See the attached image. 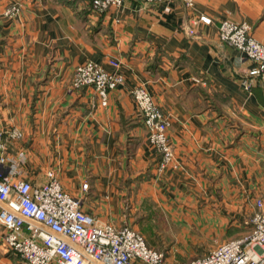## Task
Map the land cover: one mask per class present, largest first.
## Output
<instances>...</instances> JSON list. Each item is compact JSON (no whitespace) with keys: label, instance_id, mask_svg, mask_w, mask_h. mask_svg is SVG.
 I'll return each mask as SVG.
<instances>
[{"label":"crops","instance_id":"crops-1","mask_svg":"<svg viewBox=\"0 0 264 264\" xmlns=\"http://www.w3.org/2000/svg\"><path fill=\"white\" fill-rule=\"evenodd\" d=\"M191 1L123 0L98 14L91 0H0V130L21 131L7 150L24 153L20 178L40 184L52 171L85 212L114 224L125 198L135 211L180 212L190 245L249 231L264 202V81L243 88L252 62L217 27L247 22L264 44V0ZM11 4L19 10L6 15ZM197 13L212 23L191 22ZM111 58L120 81L101 106L72 73L86 61L112 70ZM138 85L170 115L176 166L157 170L130 94ZM2 230L0 264H21Z\"/></svg>","mask_w":264,"mask_h":264},{"label":"built area","instance_id":"built-area-1","mask_svg":"<svg viewBox=\"0 0 264 264\" xmlns=\"http://www.w3.org/2000/svg\"><path fill=\"white\" fill-rule=\"evenodd\" d=\"M145 3L167 0H142ZM187 7L191 0H182ZM123 0H91L92 8L106 12L119 7ZM19 6L9 5L4 13H17ZM193 23L211 24L204 13L195 14ZM218 37L242 52L252 66L246 70L241 84L249 90L253 82L264 81V44L251 34L247 22L222 20ZM112 70L87 61L75 66L72 86L91 87L101 106L108 103L109 92L120 81L119 61L109 60ZM140 113L149 144L160 155L157 170L176 166L168 139L170 115L157 104L142 85L130 90ZM21 131L12 126L0 130V226L1 239L11 252L18 254L22 264H264V202L255 200L257 211L249 218V231L241 237L218 242L204 256L188 262L170 260L163 252L148 246L141 234L128 225L116 226L100 222L85 212L82 201L64 191L52 171L47 180L32 184L20 178L18 158L8 154V143L18 140ZM86 187V184H83Z\"/></svg>","mask_w":264,"mask_h":264},{"label":"rangeland","instance_id":"rangeland-1","mask_svg":"<svg viewBox=\"0 0 264 264\" xmlns=\"http://www.w3.org/2000/svg\"><path fill=\"white\" fill-rule=\"evenodd\" d=\"M102 13L105 12H101L98 14H102ZM110 60L113 59L111 58ZM119 66H120V62H119ZM123 201L124 204L121 205L119 223L115 225L130 226L131 228H133L143 236L148 246L163 252L170 260L176 262H188L194 259L195 258L194 256L208 253L209 252L208 250L212 247V246L210 247V245H213V243L211 244L195 243L193 245L185 243L186 241H184L183 239L184 237L182 236V232H181L182 228L180 226L178 219L181 216L180 212L172 213L158 209H154L152 211L150 210V212H147L146 210L135 211L133 210V206L131 205V203H129L126 198ZM99 221L109 223V221H102V220ZM193 231L194 229L192 228L191 233ZM8 250L11 251L10 249ZM15 255L18 257V259L22 264V261L19 258L18 254Z\"/></svg>","mask_w":264,"mask_h":264}]
</instances>
